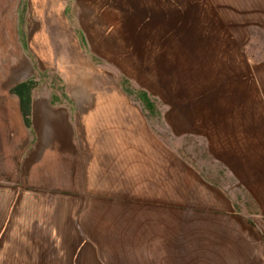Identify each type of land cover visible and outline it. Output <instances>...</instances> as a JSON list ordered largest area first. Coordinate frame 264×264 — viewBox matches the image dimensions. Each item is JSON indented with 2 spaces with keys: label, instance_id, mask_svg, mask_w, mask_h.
<instances>
[{
  "label": "crops",
  "instance_id": "0c3cea01",
  "mask_svg": "<svg viewBox=\"0 0 264 264\" xmlns=\"http://www.w3.org/2000/svg\"><path fill=\"white\" fill-rule=\"evenodd\" d=\"M52 36L57 58L70 40ZM152 60L145 103L70 69L68 99L33 89L29 128L20 82L0 84V264H264V50L231 54L217 98L181 96Z\"/></svg>",
  "mask_w": 264,
  "mask_h": 264
},
{
  "label": "rangeland",
  "instance_id": "374dc122",
  "mask_svg": "<svg viewBox=\"0 0 264 264\" xmlns=\"http://www.w3.org/2000/svg\"><path fill=\"white\" fill-rule=\"evenodd\" d=\"M112 1L113 9L95 10L88 0H0V84L32 79L36 97L51 87L68 99L67 82L79 74L89 88L116 87L132 100L147 90L151 99L159 48L172 60L163 80L176 93L217 98L230 85L231 54L264 50V0H172L173 9L164 0ZM36 31L44 40L68 35L62 54L76 53L79 63L60 50L48 58L56 46L33 41Z\"/></svg>",
  "mask_w": 264,
  "mask_h": 264
},
{
  "label": "trees",
  "instance_id": "16d2710c",
  "mask_svg": "<svg viewBox=\"0 0 264 264\" xmlns=\"http://www.w3.org/2000/svg\"><path fill=\"white\" fill-rule=\"evenodd\" d=\"M123 84L126 85L125 81ZM35 85L36 84L32 79H27L14 86L11 90V92L18 98L20 112L27 128L31 125V95ZM125 92L129 94L126 89ZM145 98L146 96L144 94H138L137 99L142 103H145ZM146 107L149 109V106L146 105Z\"/></svg>",
  "mask_w": 264,
  "mask_h": 264
}]
</instances>
